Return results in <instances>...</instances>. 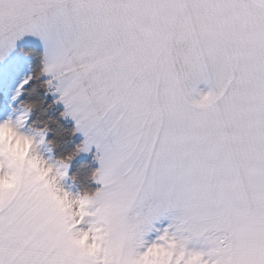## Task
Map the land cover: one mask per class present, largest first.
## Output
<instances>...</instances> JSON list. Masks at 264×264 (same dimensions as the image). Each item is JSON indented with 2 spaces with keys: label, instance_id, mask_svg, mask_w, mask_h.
Masks as SVG:
<instances>
[{
  "label": "snow or ice",
  "instance_id": "1",
  "mask_svg": "<svg viewBox=\"0 0 264 264\" xmlns=\"http://www.w3.org/2000/svg\"><path fill=\"white\" fill-rule=\"evenodd\" d=\"M41 77L95 189L37 150ZM0 132V264H264V0H0Z\"/></svg>",
  "mask_w": 264,
  "mask_h": 264
},
{
  "label": "trees",
  "instance_id": "2",
  "mask_svg": "<svg viewBox=\"0 0 264 264\" xmlns=\"http://www.w3.org/2000/svg\"><path fill=\"white\" fill-rule=\"evenodd\" d=\"M46 77L35 82V90L26 94V101L33 103L30 123L35 129L47 128L46 144L51 149L54 159H62L69 154H76L69 161L68 177L79 192L95 189L99 185L93 179V173L98 168L92 158L80 157L81 151H76L83 140L74 131L76 125L62 113L60 106L44 85Z\"/></svg>",
  "mask_w": 264,
  "mask_h": 264
},
{
  "label": "rangeland",
  "instance_id": "3",
  "mask_svg": "<svg viewBox=\"0 0 264 264\" xmlns=\"http://www.w3.org/2000/svg\"><path fill=\"white\" fill-rule=\"evenodd\" d=\"M47 78V77H46ZM50 94L56 99L57 103L62 106L65 109L64 104L61 101H58V99L55 97V92L50 91ZM68 120H70L71 122H73L75 124V121L73 120L72 117L67 116L66 117ZM77 135L84 140V136L82 132L77 131ZM38 152L46 159H49L51 162H55L56 160L54 159L53 153L51 151V149L48 147V145L45 143L39 144L37 147ZM96 156V152H95V148L94 146L92 147V149L90 151H81L80 152V157L83 158H92L95 162V164L99 167V161L95 158ZM62 183L64 184V186L71 192L73 193H77L79 192L77 187L75 186L74 183L71 182V180L68 177V170H67V176L64 178V180L62 181Z\"/></svg>",
  "mask_w": 264,
  "mask_h": 264
},
{
  "label": "clouds",
  "instance_id": "4",
  "mask_svg": "<svg viewBox=\"0 0 264 264\" xmlns=\"http://www.w3.org/2000/svg\"><path fill=\"white\" fill-rule=\"evenodd\" d=\"M3 132H0V135H3ZM26 150V145L21 143V151ZM17 184V178L14 175L4 174L0 176V191L5 193L11 192Z\"/></svg>",
  "mask_w": 264,
  "mask_h": 264
},
{
  "label": "crops",
  "instance_id": "5",
  "mask_svg": "<svg viewBox=\"0 0 264 264\" xmlns=\"http://www.w3.org/2000/svg\"><path fill=\"white\" fill-rule=\"evenodd\" d=\"M58 95H59V94H58V93H56V94H55V97L57 98V97H58Z\"/></svg>",
  "mask_w": 264,
  "mask_h": 264
}]
</instances>
